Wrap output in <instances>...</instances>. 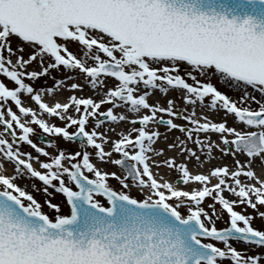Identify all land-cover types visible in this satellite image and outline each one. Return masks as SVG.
Here are the masks:
<instances>
[{"label":"snow or ice","instance_id":"1","mask_svg":"<svg viewBox=\"0 0 264 264\" xmlns=\"http://www.w3.org/2000/svg\"><path fill=\"white\" fill-rule=\"evenodd\" d=\"M0 264H264V0H0Z\"/></svg>","mask_w":264,"mask_h":264},{"label":"rangeland","instance_id":"2","mask_svg":"<svg viewBox=\"0 0 264 264\" xmlns=\"http://www.w3.org/2000/svg\"><path fill=\"white\" fill-rule=\"evenodd\" d=\"M110 183H115L114 181H110ZM133 195H138L137 192L133 191ZM38 199H41L40 196H37ZM53 202L54 203H59L61 204V208H62V211L66 210V205L63 203V197L60 195V194H54V197H53ZM45 211L49 213V215H52V211H49L48 209L45 208ZM260 221L259 219H256L253 221V227H259L260 226ZM224 224L223 222H217V227H223ZM238 248H242L243 245L242 244H237L236 245Z\"/></svg>","mask_w":264,"mask_h":264}]
</instances>
